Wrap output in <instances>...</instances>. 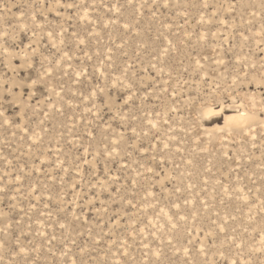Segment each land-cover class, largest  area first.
<instances>
[{
    "label": "rangeland",
    "instance_id": "obj_1",
    "mask_svg": "<svg viewBox=\"0 0 264 264\" xmlns=\"http://www.w3.org/2000/svg\"><path fill=\"white\" fill-rule=\"evenodd\" d=\"M0 264H264V0H0Z\"/></svg>",
    "mask_w": 264,
    "mask_h": 264
},
{
    "label": "bare ground",
    "instance_id": "obj_2",
    "mask_svg": "<svg viewBox=\"0 0 264 264\" xmlns=\"http://www.w3.org/2000/svg\"><path fill=\"white\" fill-rule=\"evenodd\" d=\"M245 121L246 118L243 114H241V112L225 118V123L232 126H241Z\"/></svg>",
    "mask_w": 264,
    "mask_h": 264
}]
</instances>
